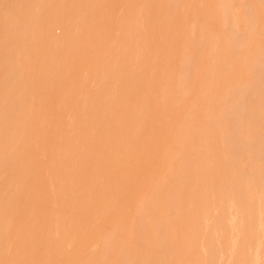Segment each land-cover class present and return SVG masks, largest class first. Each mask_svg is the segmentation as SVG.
<instances>
[{
	"label": "rangeland",
	"instance_id": "rangeland-1",
	"mask_svg": "<svg viewBox=\"0 0 264 264\" xmlns=\"http://www.w3.org/2000/svg\"><path fill=\"white\" fill-rule=\"evenodd\" d=\"M18 1L20 3L23 2L20 4ZM52 1L53 2H51V0H46L44 3V0H0V9L3 8L1 9L2 11L0 10V18L3 19H0V70L2 71V73L0 71V114L4 112V114L7 115L16 112L19 120H16L17 122L15 121V124L18 125L21 123V127L25 128H23L24 130L28 129L26 126L32 127L29 128V130H31L30 134L28 132L29 130L24 131L17 127V131H19V129L24 131L25 137L22 134V136L20 135V131L18 133L12 131L14 130L13 127V129L11 128V135L9 134L10 136L13 135V138L10 137L11 141L8 134L6 136L4 135L6 137L5 140L7 141V137L9 140V142L4 140V144H13L15 142L17 143V147L19 146V140L23 141L22 138L24 137L23 143L20 142L21 148H16L17 155H13L8 148V151L5 150L4 145L3 148H0V154H2L0 155V188L6 193L5 194L0 189V194H3V196L0 197V199H2L0 202L4 200L2 197L7 198V200H4V204L6 203L8 205H6V207L11 208H7V210L9 209V211L13 212L12 214L4 208V210H0V213L2 211L7 212L6 214L1 213L4 214V216L0 215V220L2 217L6 218L7 214H11V216L8 215L7 217L10 221L7 219L4 220L5 225L1 224L3 221L0 223V226L4 225L3 230L6 228L4 230L5 232L1 231V233H5L3 234L4 237L2 236L3 240L6 234L10 236L7 235L8 239L5 238L4 240L6 245H3V241V243L1 242L4 248L1 247L0 251L3 252L5 250V252L0 253V264H33L32 262H35V256L36 258L39 257V261H36L37 264H39V262L41 263V261L44 260L43 258H45L44 261L46 263L43 261L41 264H51L52 252H55L61 247H64L65 250L61 248V251L58 250L55 254L53 252V256L55 257V255L58 254L59 256L55 259L57 260L59 258L60 260V256L63 259V254V256L69 254L70 256H68L70 258H64L65 262L69 260V264H264V0ZM65 4L68 8H66ZM20 5H22V7ZM57 5L58 7H56ZM3 6L9 7L8 17L7 8ZM28 10L29 12H27ZM93 10L96 17L93 15ZM65 11L66 17L68 19L71 18L69 23L67 20H63ZM3 12L5 16L2 15ZM67 12L69 16L71 15L70 17ZM32 13L33 15H31ZM10 16L11 18H9ZM50 17L52 18L50 19ZM32 18H34V21ZM42 18H44L46 22ZM74 19L76 22L73 21ZM86 19L87 21H85ZM49 20L53 21L50 22ZM60 20L64 24L67 21L66 24L68 27L61 23L59 24ZM24 21L28 23L26 26L24 25ZM54 21L58 23V25L55 24ZM29 23L30 26H28ZM32 23L34 24L32 25ZM78 24L83 25L82 28H80L81 25L79 26ZM13 25H16V29H13ZM5 27L6 30H9L6 31ZM79 28L82 31H80ZM43 29L45 34L43 33ZM66 30L69 32L72 30L74 32L71 31L69 34ZM84 32H86V34ZM90 33L91 36L88 35V37H86L87 34ZM14 34H16L17 37ZM82 34L83 36H81ZM21 35L22 38L20 37ZM48 35L49 37H47ZM50 35L52 36L50 37ZM14 36L16 39L13 38ZM71 39L74 40L73 44ZM14 40L16 42H14ZM67 40L71 41L68 42ZM4 44L5 46L2 47ZM6 44L9 46H6ZM69 45H71V47ZM42 47L45 48L43 49ZM58 49L60 52L57 51ZM5 50H7V54ZM53 53L56 54L53 55ZM61 56H63L62 59ZM11 57L15 60L11 59ZM43 57L45 59L48 57V59L45 61ZM57 58H59L60 61ZM9 59L13 60L15 64L9 63L11 61ZM34 59L36 61H34ZM6 60L8 62H6ZM66 60L70 63H68L69 65L66 63ZM43 61L46 64H44ZM3 62L6 63L4 64ZM37 62H40V65H38ZM41 62H43V64H41ZM47 62L53 63L51 68L46 67L50 66ZM73 62L75 65L72 64ZM1 63L2 65L4 64L3 67ZM36 63L40 68L36 66ZM82 64L84 65L82 66ZM62 65L64 66L63 68ZM65 66L68 67L67 70ZM52 67L55 72L52 70ZM5 68H7V70ZM12 68L14 69L11 70ZM51 70L53 72H51ZM56 70H59V72ZM4 71H6V75L3 74ZM29 71L31 73H29ZM7 77L11 78L8 79ZM35 80L36 85L34 84ZM19 84L21 86H19ZM46 87L48 90L45 89ZM64 87L67 88L65 89L66 91H64ZM52 88L54 92H52ZM23 89L26 91L23 92ZM25 93H30L31 95L29 94L27 97ZM50 96L54 98L51 100L48 98ZM29 98L31 100H29ZM23 99H27L25 103ZM54 101L56 104H54ZM39 102L41 105L38 104ZM24 105L27 107L25 108ZM17 109L21 111V114ZM43 109L46 112H43ZM26 110L28 111L26 112ZM38 110L40 112L42 111L41 118L43 120L40 118L41 114L37 113ZM17 112L20 116L22 114L25 115L23 116L25 118H20ZM92 112L96 115L94 114V116ZM44 113L50 116V120H54L58 116L60 120H58V118L55 119L57 126H55L56 124L53 121L54 124H52V126H54L52 128L48 123L52 120L46 121L49 119H44L46 117ZM50 113L53 115L52 117ZM34 114L39 117L38 119L40 121L45 120L44 125L42 124L44 127L43 131H39V133H37V128L35 130V127H37L38 123V125L42 127V125H40L42 121H36V116ZM86 114L89 119L84 120V118L87 117ZM80 115L83 116L82 119L79 120V118H81L79 117ZM94 117L103 120L104 127H102L103 123L101 126L100 120ZM90 119L97 120V123H99L96 125L100 124L101 127L95 126L94 124L96 121L94 120L93 122V120L91 121ZM20 120L21 122H19ZM34 121H36L37 124H35ZM83 121H86L85 123L87 125ZM58 122H60V126H58ZM79 122H81L82 125L85 124L83 127L86 126L84 128L87 130H84ZM90 122H93V129H91ZM10 123L8 126L9 128L10 126H15V124L13 125L14 122L12 125ZM58 127L60 133L62 130L64 134L67 132L65 135L68 136H64V134L63 136L60 134L57 136L58 134L56 133L59 131L56 130L57 132L55 133V129H58ZM40 128L38 130H40ZM45 128L47 130L50 129L51 132L54 131L52 132L53 134L49 130L45 131L46 134H48L46 135L44 133ZM248 128L250 130H247ZM32 129L34 130L33 132L36 131L33 137L34 140H32V138L30 139ZM88 129L91 130L88 131ZM92 130H95L96 133ZM82 131H85L86 136L91 133L93 144L90 143L91 140H88L90 138L88 137L89 135L87 136L88 139L84 137L86 140L83 139L82 141V139H80V135L84 134ZM41 132L47 137H50L51 133L54 140L56 136H62L63 139H57L59 142L61 140L64 141V137L68 140L76 138L73 140V143L71 140L69 142H71L72 145L74 144L73 146H77V148L79 146L77 150H80L84 155L81 156L82 153L79 154L77 150L74 151L77 155L79 154L81 158L88 157L86 158V162L87 159H89L88 163L91 160L89 157L92 155L90 152L93 150V145H95V143L98 145L96 150H101L102 147V152L98 150V152L95 151L96 154L93 152V156L96 157L92 158L96 159V162H94L93 159L92 161L94 163H90V165L92 164L91 169L93 170L94 168L92 167L96 165L95 171H92L93 174L96 173V175H93L91 171H89L91 176L84 172L85 170H91L89 169L90 165L82 161L79 162L77 159V163H85V165L87 164L89 167L84 169L86 168L84 165V167H82V164L79 165V167H82L81 169H84L82 170L84 175L86 174L87 176L86 178L82 177L83 174H80L82 171H78L80 168L75 161L77 158L75 152L76 156L74 154L72 155L76 158L74 157L75 159L73 160L72 158V160L73 162L75 161L76 165H72L68 162L69 165L67 166L69 157L65 159L64 156H66L65 154L69 156L71 149L67 152V148H63V152H66H64V155L60 150H56L57 152L54 151L53 148L55 146L57 147L59 143L57 142L58 145H55L56 143H53L52 136L50 141L55 145L54 147H52V143L47 141L49 140L47 138V143L45 141L44 143L41 142L44 140ZM77 132L80 133L79 136H77ZM7 133H10V131ZM16 133L22 138L18 137L17 139ZM54 133L56 136H54ZM39 136L42 138L40 139ZM93 136H96L94 139L96 142L93 141ZM15 138L17 140H15ZM247 138L251 139H248L250 142ZM26 140L27 143L28 140H32L31 143L33 142V144L30 145H34L32 147L33 150L30 151L27 148L28 144L25 143ZM87 140L89 141L87 145H92V149L88 147L91 149V151L89 149L90 152H87L88 148H85L87 147V145H85ZM82 142H84L85 146L81 144V148L80 143ZM42 144L45 149L42 147ZM49 144L52 148L48 147ZM69 144L67 143L68 148H71L72 146L70 145V147ZM13 145L16 146L15 144ZM24 146L27 148V152L23 150ZM61 146L63 147V144ZM61 146L56 149H62ZM83 147L85 149H83ZM73 148L74 147H72V151ZM28 151H30L29 154ZM32 151L35 152L32 153ZM58 152H61V154ZM4 153L10 159H8V162L5 160L6 156L3 157L5 162L9 163V165H5L1 157L5 155ZM23 153L26 155L28 154L30 158H32L31 155H33V158L35 157L34 153L36 155L38 154L39 159H37V156L30 161H33V164L34 160L35 164L39 163L36 165L37 168L39 165L43 167L45 164L46 166V168L43 167V169L42 167L39 168V175L43 174L41 176L44 177H40L41 180H39V175L37 173V180H39V182L36 180L34 174V172L36 173L37 171L33 172L36 166L30 171L33 172L29 173L33 174L31 175L32 185L30 184V189L27 187L30 179L25 181V185L24 183L22 184V181H24L26 177L25 174L27 175L28 173V169L25 168L24 174L22 168H24L25 165H23L22 168L18 165L21 161L20 164H22L26 159V161L29 162L28 156L27 158L26 155L22 157ZM86 153H89L90 156H87ZM61 155H63V157ZM11 157L13 158L11 159ZM14 157H17V161L15 160L16 162L14 161L12 164L13 167L16 165L14 167L15 169H12L8 166L12 167L10 161L15 159ZM19 157L26 159H20L19 161ZM64 159L66 162H64ZM83 159V161H85V158ZM36 160H40V162ZM47 161L50 162L48 163ZM62 161L64 164H67H61L63 163ZM28 165L26 164L27 168ZM33 166L34 165H32L31 169ZM65 166H67V168L70 167L72 171L77 170V172H79V175L77 172V174L72 173L73 176L71 178H73L74 175H81L79 178L75 176L74 179H78L75 180L76 182L74 179L71 180L69 178L71 173H69V176L67 172L72 171L69 170V168H64ZM18 167L20 170H23V172L19 171V175H22L20 172L23 173L21 179L15 178L17 175L15 177L12 176L11 170H8H14V174L19 170H17ZM48 169L49 171L50 169L52 170L49 172ZM64 170L67 172H64ZM59 171H62V173L60 174ZM64 173H67L66 175L69 176V180L66 177L67 182H65V179H61V177L65 176ZM29 174L28 176H30ZM9 176H11L12 181L9 179ZM28 176L27 179L30 178ZM12 177L15 178L14 180H17V182H14ZM33 177L36 180L35 182L33 181ZM82 178L84 180H82ZM92 178L96 180L94 184L89 183L92 181ZM19 180L21 183H19ZM42 180H45L46 186H43L44 183ZM41 181L43 183L42 185H40ZM59 181L60 183L58 185ZM33 182L37 185L35 186ZM81 182L87 185V188L84 186V189H88V186L92 184L91 186L93 189L95 187L96 193L94 192L95 194H92L93 190L91 186L86 190L91 197L86 195L87 193L85 190L86 194L81 192L83 188ZM85 182L87 184H85ZM17 183H19V188L22 187L19 190L23 192L18 191V187L16 186ZM55 183L56 185H54ZM38 185L40 187H38ZM75 187L81 188L80 191ZM28 190H31L34 195L29 193L31 191ZM250 190H253V192L251 191L250 193ZM7 191L9 196H7ZM37 191H41V193L39 192V194ZM17 193L20 195H17ZM81 193H84L91 202ZM44 195H47V200L44 204L50 203L49 211L51 213L48 211V215L50 216L46 215L44 216L46 219L43 217L41 218L43 220H41L40 217H42L44 212L40 211V209L46 208V210L43 209L45 212L48 210V206L46 207L42 203L45 201L43 200L45 197ZM94 195L96 197H94ZM82 196L85 200L82 199ZM76 197L79 198V200H76ZM33 199L35 201L32 204ZM80 199H82V201L88 200L86 202L92 204L90 205V207H92L91 211L89 210L90 207L87 206L89 204L85 202V205L84 202V204L82 201L79 202ZM74 200L78 202L74 203ZM38 201H41V203ZM92 201L96 203L95 208L93 207L94 204ZM16 202L19 203L18 205L20 208L14 204ZM71 202L72 204H70ZM27 203L31 205L28 206ZM77 203L81 204L79 207L81 206L83 209L87 207L86 209L89 210L84 211L80 209L83 212L82 217H85L82 218L84 225L80 226H78L80 222H78L79 220L77 219L81 217H74L78 214H82L80 211L79 213L74 211V206H76ZM2 204L3 203H1L0 206H2ZM41 204L43 206L39 209ZM14 206H17L22 212L20 213L18 209V211H16ZM30 206L32 210L33 207L35 209V206L37 207L36 209L39 210V215L36 213V215L39 216L38 219H35L36 216H31L35 214L34 212L32 214V210L29 214V209H31ZM61 209L63 210L61 211ZM14 210L16 211L15 215ZM72 211L75 212L74 214L76 215L72 214ZM86 212H91L96 222H94L92 217L91 219L88 217L90 220L87 221L88 218L86 217L90 213L84 216ZM24 213L27 214L23 216ZM64 213L66 216H64ZM28 214L29 218L27 216ZM16 216L19 220L23 219V221H20L21 223L24 222L23 226L20 224L19 220L17 221L15 220L16 218H14L16 223L19 222V224L14 223L16 228L20 225L18 228L19 230L16 229L13 224L12 226L10 224L14 222L13 218H10ZM24 217H27V220L30 219L29 222H31L29 223L26 221ZM31 218L34 220H31ZM35 220L39 223L37 224L34 222ZM40 221L42 224H40ZM85 222H87L88 225ZM90 222L93 224H89ZM29 224L32 225L33 228H31V230H34V232L29 229L31 227ZM55 224L59 225L55 226ZM25 225L29 226L27 230H30L32 235L35 236L34 239L37 240L31 239V241L37 242L39 246H43L44 249L46 247L53 248L52 252L49 250L51 254L47 251L45 252L49 256H47L48 261L46 260V254L43 252L45 251L43 247H38L37 243H31L28 239L26 241L24 240L28 238V236L29 239L31 237L29 235L31 234L30 232L25 234L28 235L27 237L21 234L22 229L28 227H25ZM42 225L48 230L47 232ZM75 225L78 226V228ZM81 226L84 228H81ZM11 228L12 233L10 231ZM41 228H44V232L48 233L49 237H46L49 238L47 239L49 240L47 241L48 243H50V239L55 243L58 240V244L63 240V242L61 241V246L60 244L57 246V243L53 244L54 242L52 243L54 246L52 244H45L46 238H43L44 240L39 239L43 242L41 245L37 239V237L40 238V232L42 236L45 234ZM69 228L71 229L69 230ZM74 228L77 229V231L74 230ZM66 229L67 232H64ZM78 229L80 231H78ZM60 230L63 231L60 233ZM83 230L84 232H82ZM23 231L25 233L28 232L25 230ZM15 232L24 236V238L22 237L24 241L21 240L23 242L20 243L17 241V246L15 244L17 242L15 241L18 237H20L18 239L20 241L21 235H16L17 233L15 234ZM80 232L83 234L82 237ZM84 234L87 236H84ZM91 234H93V236ZM67 235L71 236L69 237ZM16 236H18L17 239ZM54 238L55 240H53ZM12 239L14 240L12 241ZM64 240L66 242V244H64L66 247L63 245V243H65ZM27 241L32 244L31 246L36 244L33 247L34 250L28 245L29 243H27ZM80 241L83 247L79 244ZM22 244H27L29 247L27 249L30 251L32 248L31 252H27L29 255L32 254L34 256L31 255L32 259L34 258L33 261L30 257H26L23 251V255L22 252H20L21 247L19 248L18 246ZM51 245L53 247H51ZM77 245H80L79 249ZM36 247L38 249L40 248L39 250L43 249V254L40 251L39 253ZM25 248H23L24 251L27 250H25ZM14 249H19V252L17 251L16 254L17 256L15 255L16 251ZM35 250H37V254H34ZM63 251L64 253H62ZM27 252L26 255H28ZM59 252L62 254L60 255ZM65 252L67 254H65ZM71 255L76 258L73 257V260H71ZM8 257L10 258V262H8ZM1 259L4 260L1 261ZM52 262L55 263L54 261ZM61 263H63V261ZM67 263L68 262H66V264Z\"/></svg>",
	"mask_w": 264,
	"mask_h": 264
},
{
	"label": "bare ground",
	"instance_id": "bare-ground-1",
	"mask_svg": "<svg viewBox=\"0 0 264 264\" xmlns=\"http://www.w3.org/2000/svg\"><path fill=\"white\" fill-rule=\"evenodd\" d=\"M29 1H30V0H29ZM31 1H32V0H31ZM38 1H39V0H38ZM45 1H46V0H44V3H45ZM49 1H50V0H49ZM59 1H60V0H59ZM59 1H58V2H59ZM63 1H64V0H63ZM18 2H19V1H18ZM22 2H23V1H22ZM22 2H21V3H22ZM51 2H53V1L51 0ZM54 2H55V1H54ZM69 2H70V1H69ZM69 2H68V3H69ZM16 3H17V2H16ZM19 3H20V2H19ZM21 3H20V4H21ZM32 3H33V2H32ZM38 3H39V2H38ZM47 3H48V2H47ZM29 4H31V3H29ZM59 4H60V2H59ZM1 5H2V4H1ZM25 5H26V4H25ZM16 6H17V4H16ZM20 6L22 7V5H20ZM47 6H48V5H47ZM54 6H55V5H54ZM63 6H64V5H63ZM63 6H62V7H63ZM65 6H66V8H68V6H67L66 4H65ZM3 7H5V6H3ZM21 7H20V8H21ZM56 7H58V5H57ZM59 7H60V6H59ZM5 8H7V7H5ZM5 8H4V9H5ZM8 8H9V7H8ZM8 8H7V13H8V11H9ZM29 8H33V7H29ZM1 9H3V8H1ZM1 9H0V10H1ZM15 9H16V8H15ZM18 9H19V8H18ZM56 9H57V8H56ZM71 9H73V8H71ZM71 9H70V10H71ZM5 10H6V9H5ZM13 10H14V9H13ZM30 10H31V9H30ZM62 10H63V9H62ZM67 10H68V9H67ZM67 10H66V11H67ZM74 10H75V8H74ZM74 10H72V11H74ZM1 11H2V10H1ZM10 11H11V10H10ZM20 11H21V10H20ZM53 11H54V10H53ZM66 11H65V17H64L63 20H64V21L67 20L68 23H69L71 18L68 19V18L66 17V16H67V15H66ZM4 12H5V11H4ZM4 12L2 13L3 16H5V14H6V12H5V14H4ZM27 12H29V10H28ZM57 12H58V11H57ZM30 13H31V11H30ZM55 13H56V12H55ZM60 13H61V11H60ZM60 13H59V14H60ZM67 13H68V12H67ZM72 13H73V12H72ZM79 13H80V12H79ZM81 13H82V12H81ZM86 13H88V12H86ZM90 13H91V12H90ZM94 13H95V12H94V10H93V15H94ZM20 14H21V13H20ZM20 14H19V16H20ZM27 14H28V13H27ZM45 14H46V13H45ZM51 14H52V12H51ZM77 14H78V13H77ZM8 15H9V13L7 14V17H8ZM25 15H26V14H25ZM28 15H29V14H28ZM31 15H33V13H32ZM53 15H54V14H53ZM55 15H57V14H55ZM63 15H64V13H63ZM91 15H92V14H91ZM11 16H12V15H11ZM11 16H10L9 18H11ZM13 16H15V15H13ZM17 16H18V15H17ZM21 16H22V15H21ZM23 16H24V15H23ZM26 16H27V15H26ZM35 16H36V15H35ZM44 16H45V15H44ZM49 16H50V15H49ZM57 16H58V15H57ZM68 16H69V13H68ZM70 16H71V15H70ZM70 16H69V17H70ZM76 16H77V15H76ZM81 16H82V14H81ZM87 16H88V14H87ZM94 16L96 17V14H95ZM61 17H62V15H61ZM79 17H80V16H79ZM90 17H91V16H90ZM90 17H88V18H90ZM2 18H3V17H2ZM25 18H26V17H25ZM38 18H39V17H38ZM51 18H52V17H50V19H51ZM56 18H57V17H56ZM56 18H54V19H56ZM65 18H67V19H65ZM74 18H75V16H74ZM85 18H86V16H85ZM85 18H84V19H85ZM0 19H1V18H0ZM17 19H18V18H17ZM19 19H20V18H19ZM32 19H33V21H34V18H32ZM42 19L44 20V18H42ZM54 19H53V20H54ZM58 19H59V18H58ZM72 19H73V18H72ZM80 19H81V18H80ZM80 19H79V20H80ZM90 19H91V18H90ZM1 20H3V19H1ZM23 20H25V19H23ZM30 20H31V18H30ZM47 20H48V18H47ZM53 20H49V21L51 22V21H53ZM56 20H57V19H56ZM61 20H62V19H61ZM61 20H60L59 24L61 23L62 25L67 26V24H66L67 21H66L65 24H64V23H62L63 20H62V21H61ZM79 20H78V21H79ZM82 20H83V19H82ZM13 21H14V18H13ZM17 21H19V20H17ZM28 21H29V20H28ZM33 21H32V22H33ZM39 21H40V20H39ZM44 21L46 22V20H44ZM73 21H75V19H74ZM85 21H87V19H86ZM10 22H11V20H10ZM14 22H15V21H14ZM19 22H20V21H19ZM25 22H26V21H24V23H25ZM37 22H38V21H37ZM54 22H55V21H54ZM54 22H53V24H54ZM75 22H76V21H75ZM75 22H73V23H75ZM79 22H80V21H79ZM79 22H78V23H79ZM2 23H3V21H2ZM21 23H22V22H21ZM40 23H42V22H40ZM10 24H11V23H10ZM26 24H28V23H25L24 25L26 26ZM33 24H34V23H32V25H33ZM48 24H50V23H48ZM55 24L58 25V23H56V22H55ZM4 25H5V24H4ZM21 25H23V24H21ZM21 25H20V26H21ZM36 25H37V24H36ZM36 25H35V26H36ZM46 25H47V24H46ZM70 25H71V24H70ZM78 25H79V24H78ZM80 25H81V24H80ZM80 25H79V26H80ZM15 26H16V25H13V27H14L13 29H16ZM17 26H18V24H17ZM28 26H30V23H29ZM42 26H43V25H42ZM54 26H55V25H54ZM73 26H74V25H73ZM75 26H76V25H75ZM82 26H83V25H81L80 28H82ZM10 27L12 28L11 25H10ZM39 27H40V26H39ZM45 27H46V26H45ZM51 27H52V26H51ZM63 27H64V26H63ZM67 27H68V26H67ZM69 27H71V26H69ZM8 28H9V25H8ZM20 28H22V27H20ZM29 28H30V27H29ZM31 28H32V27H31ZM33 28H34V26H33ZM36 28H37V27H36ZM61 28H62V27H61ZM75 28H76V27H75ZM80 28H79V30H80ZM86 28H87V27H86ZM9 29H10V28H9ZM9 29L6 30V27H5V30H6V31H8ZM17 29H18V28H17ZM22 29H23V28H22ZM26 29H28V28H26ZM63 29H64V28H63ZM65 29H67V28H65ZM71 29H72V27H71ZM83 29H85V28H83ZM47 30H48V29H47ZM47 30H46V31H47ZM72 30H74V29H72ZM72 30H71V31H72ZM86 30H88V29H86ZM10 31H11V30H10ZM29 31H30V30H29ZM35 31H36V30H35ZM46 31H45V32H46ZM64 31H65V30H64ZM66 31H67L69 34H70V32H71V31L69 32L68 30H66ZM80 31H82V30H80ZM93 31H94V30H93ZM11 32H13V31H11ZM11 32H10V33H11ZM14 32H15V31H14ZM26 32H27V31H26ZM72 32H74V31H72ZM76 32H77V31H76ZM78 32H79V31H78ZM87 32H89V31H87ZM95 32H96V31H95ZM6 33H8V32H6ZM15 33H16V32H15ZM43 33H44V29H43ZM49 33H50V32H49ZM49 33H48V34H49ZM51 33H52V31H51ZM84 33L86 34V32H84ZM16 34H17V33H16ZM16 34H14V35H16ZM33 34H34V33H33ZM37 34H38V32H37ZM44 34H45V33H44ZM52 34H53V33H52ZM94 34H96V33H94ZM18 35H20V34H18ZM53 35H54V34H53ZM88 35L91 36V33H90V34H87L86 37H88ZM7 36H8V35H7ZM9 36H10V35H9ZM11 36H12V34H11ZM51 36H52V35H50V37H51ZM73 36H74V35H73ZM81 36H83V34H82ZM90 36H89V37H90ZM95 36H96V35H95ZM16 37H17V35H16ZM16 37L14 36L13 38L16 39ZM20 37L22 38V35H21ZM47 37H49V35H48ZM70 37H71V36H70ZM76 37H77V36H76ZM76 37H75V38H76ZM37 38H38V36H37ZM72 38H73V37H72ZM79 38H80V37H79ZM82 38H84V37H82ZM19 39H20V38H19ZM49 39H50V38H49ZM55 39H56V38H55ZM89 39H90V38H89ZM39 40H40V39H39ZM41 40H42V39H41ZM57 40H58V39H57ZM71 40H72V39H71ZM71 40H67V41L69 42V41H71ZM77 40H78V39H77ZM77 40H76V41H77ZM83 40H84V39H83ZM83 40H82V41H83ZM92 40H93V39H92ZM11 41H12V40H11ZM43 41H44V39H43ZM43 41H42V42H43ZM46 41H47V40H46ZM52 41H53V40H52ZM54 41H55V40H54ZM73 41H74V40H72V44H73ZM14 42H16V41L14 40ZM48 42H50V41H48ZM55 42H56V41H55ZM83 42H84V41H83ZM83 42H82V43H83ZM87 42H88V41H87ZM90 42H91V41H90ZM51 43H53V42H51ZM60 43H62V42H60ZM60 43H59V44H60ZM94 43H95V42H94ZM46 44H47V43H46ZM46 44H44V45H46ZM56 44H57V43H56ZM67 44H68V43H67ZM77 44H78V43H77ZM77 44H76V45H77ZM80 44H81V43H80ZM95 44H96V43H95ZM95 44H94V45H95ZM7 45H8V44H6V46H7ZM61 45H62V44H61ZM78 45H79V44H78ZM82 45H83V44H82ZM4 46H5V44H4L2 47H4ZM8 46H9V45H8ZM55 46H56V45H55ZM69 46L71 47V45H69ZM72 46H73V45H72ZM90 46H91V45H90ZM85 47H86V45H85ZM95 47H96V46H95ZM5 48H6V47H5ZM12 48H13V47H12ZM42 48H43V47H42ZM44 48H45V47H44ZM44 48H43V49H44ZM76 48H77V47H76ZM79 48H80V47H79ZM81 48H82V47H81ZM8 49H9V48H8ZM50 49H51V48H50ZM53 49H54V48H53ZM60 49H61V48H60ZM90 49H91V48H90ZM94 49H95V48H94ZM9 50H10V49H9ZM40 50H41V49H40ZM88 50H89V49H88ZM88 50H87V52H88ZM1 51H3V50H1ZM6 51H7V50H5V53H6ZM57 51L60 52L59 49H58ZM68 51H69V50H68ZM95 51H96V50H95ZM253 51H254V48H253ZM46 52H47V51H46ZM69 52H70V51H69ZM73 52H74V51H73ZM82 52H83V51H82ZM5 53H4V54H5ZM57 53H58V52H57ZM62 53H63V52H62ZM74 53H76V52H74ZM85 53H86V51H85ZM85 53H84V54H85ZM6 54H7V53H6ZM44 54H45V53H44ZM51 54H52V53H51ZM54 54H56V53H53V55H54ZM59 54H60V53H59ZM63 54H64V53H63ZM46 55H47V54H46ZM75 55H77V54H75ZM1 56H2V55H1ZM48 56H50V55H48ZM63 56H64V55H63ZM63 56H61V59L63 58ZM80 56H81V54H80ZM85 56H86V55H85ZM4 57H5V55H4ZM4 57H3V58H4ZM12 57H13V55H12ZM12 57H11V59H14V58H12ZM64 57H65V56H64ZM71 57H73V56H71ZM74 57H75V56H74ZM41 58H42V57H41ZM43 58H44V57H43ZM50 58H51V57H50ZM59 58H60V57H59ZM59 58H57V59L60 61ZM67 58H68V57H67ZM77 58H80V57H77ZM7 59H8V58H7ZM11 59H9V60H11ZM44 59H45V58H44ZM47 59H48V57H46L45 61H46ZM69 59H70V58H69ZM3 60H4V59H3ZM14 60H15V59H14ZM22 60H23V59H22ZM37 60H38V59H37ZM67 60H68V59H67ZM67 60H66V61H67ZM34 61H36V60L34 59ZM55 61H56V59H55ZM55 61H54V63H55ZM76 61H78V60H76ZM6 62H8V61L6 60ZM6 62H5V63H6ZM14 62H15V61H14ZM23 62H24V61H23ZM43 62H44V61H43ZM43 62H41V64H43ZM70 62H71V60H70ZM3 63H4V62H3ZM5 63H4V64H5ZM9 63L12 64V63H13V60H11ZM29 63H30V62H29ZM32 63H33V61H32ZM34 63H35V62H34ZM37 63H38V65H40V62H37ZM37 63H36V66H38ZM47 63H48V62H47ZM59 63H61V62H59ZM62 63H63V61H62ZM66 63L68 64L69 62L67 61ZM66 63H65V64H66ZM75 63H76V62H75ZM4 64H3V65H4ZM13 64H15V63H13ZM19 64H20V63H19ZM19 64H18V65H19ZM25 64H26V63H25ZM44 64H46V63L44 62ZM48 64H49L50 66H46V65H45V66L51 68V65H53V63L51 64L50 62H49ZM65 64H63V65H65ZM69 64H70V63H69ZM69 64H68V65H69ZM72 64H74V62H73ZM3 65H2V63H1V66H2V67H3ZM20 65H21V64H20ZM26 65H27V64H26ZM63 65H62V68L64 67ZM74 65H75V64H74ZM83 65H84V64H82V66H83ZM6 66H7V65H6ZM9 66H10V65H9ZM33 66H34V65H33ZM45 66H44V67H45ZM66 66H67V65H66ZM66 66H65V67H66ZM10 67H11V66H10ZM31 67H32V66H31ZM38 67H39V66H38ZM41 67H42V66H41ZM59 67H60V66H59ZM80 67H81V66H80ZM8 68H9V67H8ZM25 68H26V67H25ZM39 68H40V67H39ZM55 68H56V67H55ZM62 68H60V69H62ZM69 68H70V66H69ZM1 69H2V68H1ZM5 69L7 70V68H5ZM13 69H14V68H12L11 70H13ZM15 69H16V68H15ZM35 69H36V68H35ZM42 69H43V68H42ZM67 69H68V67H66V70H67ZM71 69H72V68H71ZM16 70H17V69H16ZM16 70H15V71H16ZM24 70H25V69H24ZM28 70H29V68H28ZM28 70H27V73H28ZM39 70H41V69H39ZM52 70L54 71L53 67H52ZM52 70H51V72H53ZM66 70H64V71H66ZM77 70H78V69H77ZM0 71H1V70H0ZM15 71H14V72H15ZM31 71H32V70H31ZM35 71H36V70H35ZM35 71H33V72H35ZM43 71H44V70H43ZM56 71H57V70H56ZM5 72H6V71H4L3 74H5ZM33 72H32V74H33ZM45 72H47V71H45ZM45 72H44V73H45ZM51 72H50V73H51ZM54 72H55V71H54ZM57 72H59V70H58ZM1 73H2V71H1ZM29 73H31V72L29 71ZM60 73H61V71H60ZM3 74H2V75H3ZM13 74H14V73H13ZM37 74H38V72H37ZM233 74H234V73H233ZM2 75H1V76H2ZM5 75H6V74H5ZM10 75H12V74H10ZM15 75H16V74H15ZM15 75H14V77H15ZM35 75H36V74H35ZM38 75H39V74H38ZM3 76H4V75H3ZM49 76H50V75H49ZM53 76H54V75H53ZM53 76H52V77H53ZM41 77H42V75H41ZM43 77H44V76H43ZM52 77H51V78H52ZM3 78H4V77H3ZM7 78H8V77H7ZM10 78H11V77H10ZM10 78H8V79H10ZM12 78H13V77H12ZM53 78H54V77H53ZM13 79H14V78H13ZM36 79H37V77H36ZM46 79H47V78H46ZM49 79H50V78H49ZM57 79H58V78H57ZM42 80H43V78H42ZM56 81H59V80H56ZM59 82H60V81H59ZM38 83H39V82H38ZM40 83H41V82H40ZM60 83H62V82H60ZM60 83H59V84H60ZM24 84H25V83H24ZM34 84L36 85V80H35V83H34ZM50 84H51V83H50ZM56 84H57V83H56ZM70 84H73V83H70ZM70 84H69V86H70ZM46 85H48V84H46ZM62 85H63V84H62ZM64 85H65V84H64ZM19 86H21V85L19 84ZM24 86H25V85H24ZM24 86H23V87H24ZM37 86H38V85H37ZM67 86H68V85H67ZM26 87H27V86H26ZM31 87H33V86H31ZM31 87H30V88H31ZM35 87H36V86H35ZM33 89H34V88H33ZM35 89H37V88H35ZM38 89H40V88H38ZM45 89H47V87H46ZM52 89H53V88H52ZM52 89H51V90H52ZM59 89H60V88H59ZM65 89H67V88L64 87V91H66ZM27 90H29V89H27ZM31 90H32V89H31ZM47 90H48V89H47ZM49 90H50V88H49ZM24 91H26V90L23 89V92H24ZM29 91H30V90H29ZM32 91H34V90H32ZM30 92H31V91H30ZM40 92H41V91H40ZM52 92H54V89H53ZM52 92H51V93H52ZM56 92H57V90H56ZM34 93H35V92H34ZM47 93H49V92H47ZM23 94H24V93H23ZM23 94H22V96H23ZM29 94H30V93H29ZM29 94H28V93H27V94L25 93V95H27V97L29 96ZM44 94H45V93H44ZM30 95H31V94H30ZM37 95H38V94H37ZM46 95H47V94H46ZM49 95H50V94H49ZM40 96H41V95H40ZM52 96H54V95H52ZM52 96H50V97H48V98L52 100V99L55 97V96H54L53 98H51ZM58 96H59V95H58ZM60 96H61V95H60ZM27 97H26V98H27ZM34 97H35V96H34ZM34 97H33V98H34ZM42 97H43V93H42ZM56 97H57V96H56ZM23 98H25V97H23ZM30 98H31V96H30ZM30 98H29V100L32 99V98H31V99H30ZM35 98H36V97H35ZM27 99H28V98H27ZM27 99H26V100H27ZM37 99H38V97H37ZM23 100H24V99H23ZM26 100H24V103H25ZM51 100H50V102H51ZM42 101H43V99H42ZM44 101H45V100H44ZM55 101H56V100H55ZM55 101H54V104H56ZM57 101H58V99H57ZM29 102H30V101H29ZM29 102H28V103H29ZM22 103H23V102H22ZM28 103H27V104H28ZM45 103H46V101H45ZM38 104H40V102H39ZM38 104H37V107H38ZM43 104H44V103H43ZM18 105H19V104H18ZM25 105H26V104H25ZM25 105H24V106H25ZM40 105H41V104H40ZM24 106H23V107H24ZM34 106H35V103H34ZM50 106H52V105H50ZM50 106H48V107H50ZM26 107H27V106H25V108H26ZM32 107H33V106H32ZM42 107H43V105H42ZM44 107H45V106H44ZM52 107H53V106H52ZM54 107H55V106H54ZM17 110H18V109H17ZM18 111H19V110H18ZM23 111H24V110H23ZM27 111H28V110H26V112H27ZM53 111H54V110H53ZM8 112H9V111H8ZM41 112H42V111H41ZM41 112L38 110L37 113H38V114H39V113L41 114ZM43 112H46V111H44V109H43ZM51 112H52V111H51ZM57 112H58V111H57ZM85 112H86V111H85ZM17 113H18V112H17ZM19 113L21 114V111H19ZM19 113H18V114H19ZM23 113H25V112H23ZM53 113H54V112H53ZM53 113H52V114H53ZM60 113H61V112H60ZM60 113H59V114H60ZM6 114H7V113H6ZM20 114H19V117H20V118H22V119L25 118V117H23V116H25V115L22 114V115L20 116ZM26 114H27V113H26ZM35 114H36V112H35ZM35 114H34V115H35ZM44 114H45V113H44ZM92 114H93V112H92ZM92 114H91V115H92ZM94 114H95V113H94ZM94 114H93V115H94ZM34 115H33V116H34ZM45 115H46V114H45ZM50 115H51V113H50ZM60 115H61V114H60ZM77 115H78V113H77ZM77 115H76V116H77ZM95 115H96V114H95ZM95 115H94V116H95ZM35 116H36V115H35ZM48 116H49V115H46V117H45V118L43 117V118H44L45 120H46V119H49V120H46V121H51L52 119L50 120V116H49V117H48ZM52 116H53V115H51V117H52ZM61 116H62V115H61ZM82 116H83V115H82ZM82 116H81V115L79 116V117H81V118H79V120L82 119ZM86 116H87V117L84 116L85 118L83 117L84 120H85V119H89L87 114H86ZM89 116H90V115H89ZM41 117H42V114L40 115V118H41ZM62 117H63V116H62ZM90 117H91V116H90ZM36 118H37V119H36ZM38 118H39V117L36 116V117H35V120H36V121H40ZM56 118H58V116H57ZM56 118H55V119H56ZM92 118H93V116H92ZM94 118H95V117H94ZM0 119H1V121H0V148H1V147L3 148V145H4V146H5V150H7V148H8V150H9L13 155H15V154H16V148H17V149H18V148H21V147H20V142L23 143V141H24V137H25V133H24V131H27V130H29V128H32V127H27V126L25 125L26 128H28V129H27V130H24L25 128L23 127V128H24V129H23V128L21 127V123H19V122H21L22 119L18 122V123H19L18 125L15 124V123L17 122L16 120H19L18 115L16 114V112H14V113L12 112V113H9V114H7V115H5L4 112H3V114H0ZM41 119H42V118H41ZM55 119L52 120L51 122L54 121L55 124H56ZM95 119L100 120V118L98 119V117L95 118ZM95 119H92L93 122H94ZM138 119H139V118H138ZM42 120H43V119H42ZM42 120H41V121H42ZM45 120H44V121H45ZM58 120H60V119L58 118ZM61 120H62V119H61ZM90 120H91V119H90ZM92 120H91V121H92ZM97 120H95L96 122H95L94 125H95V126H99V127H101V126H102V123H103V120H100V124H101V126H100V124H99V125H96V124L99 123V122L97 123ZM3 121H5V122H3ZM15 121H16V122H15ZM36 121H34L35 124H37ZM41 121H40V122H41ZM44 121H42L43 123L41 122L40 125H42V124L44 125ZM75 121H76V120H75ZM10 122H11V123H10ZM13 122H14V123H13ZM51 122H48V123H49V125H51V127L53 128L54 125L52 126V124H54V122H53V123H51ZM83 122L85 123L86 121H83ZM87 122H88V121H87ZM93 122H90V123H91V129L94 128V127H92V125H93L92 123H93ZM6 123H8V124H6ZM9 123H10L11 125H12V123H13V125L15 124L16 128H15V126H10V128H9V127H8V126H9ZM45 123H46V122H45ZM59 123H60V122H58V126H60ZM79 123L81 124V122H79ZM79 123H78V124H79ZM88 123H89V122H88ZM5 124H6V125H5ZM35 124H34V127H35ZM38 124H39V123H38ZM38 124H37V127H35V130H36V128H37V133H39V131H43V128H44L43 125H42V127H41V126H39ZM61 124H62V123H61ZM78 124H77V125H78ZM80 124H79V125H80ZM85 124H86V123H85ZM85 124H83V125H85ZM19 125H20V126H19ZM29 125H30V124H29ZM83 125L81 124V127H82L84 130H87L86 128H84V127H86V126L83 127ZM86 125H87V124H86ZM38 126H39V127H38ZM46 126H47V125H46ZM55 126H57V124H56ZM63 126H64V125H63ZM63 126H62V127H63ZM75 126H76V125H75ZM7 127H8V128H7ZM12 127L14 128V130H12V131H14V132L16 131L17 133L20 131V132H21L20 135H21V134L24 135V137L22 138V137H21L22 135H21V136H18L19 134L17 135V133H16L17 136H16V135H15V136H16L17 139H18V137H19V138L21 137V138L23 139V141H20V140H19V146H18V147H17V145H16L17 143H15L14 140H13V142H14L13 144H15L16 146H14L12 143H10V144H9V143H7V144L5 143V144H4V142L6 141V140H5V138H6L5 136H6L7 134H8V137H9L10 141H11V138H13V137H12L13 135L10 136V135H11V132H12V131H11V128H12ZM17 127H19L20 129H22V130H24V131H22V130H20V129H19V131H17V130H18ZM40 127H41V128H40ZM87 127H88V126H87ZM89 127H90V126H89ZM102 127H104V123H103V126H102ZM247 127H248V126H247ZM13 128H12V129H13ZM39 128H40V130H38ZM55 128H56V127H55ZM55 128H54V129H55ZM60 128H61V127H60ZM79 128H80V126H79ZM95 128H96V127H95ZM16 129H17V130H16ZM41 129H42V130H41ZM48 129H49V128H48ZM61 129H62V128H61ZM63 129H64V127H63ZM91 129H88V131L91 130ZM49 130H50V129H49ZM49 130H47V129L45 128V129H44V133L46 134L45 131H49ZM56 130H58L59 132H57ZM64 130H65V129H64ZM81 130H82V129H81ZM95 130H96V129H95ZM95 130H92V131L94 132ZM247 130H250V129L248 128ZM9 131H10V133H7V132H9ZM30 131H31V130L28 131L29 134L31 133ZM33 131H34V130L32 129L31 137L29 136L30 139L32 138V140H34L33 137H34L35 134H36V131H35V132H33ZM78 131H79V129H78ZM88 131H87V132H88ZM22 132H23V133H22ZM50 132H51V130H50ZM52 132H54V131H52ZM52 132H51V133H52ZM56 132H57V133H56ZM80 132H81V131H80ZM82 132H83L84 134H83V135L81 134L82 136L80 135V139H82V141H83V139H85L84 137H86V139H88V137H90L88 140H89V141L91 140L90 143H92L91 133L89 132L90 134H88L89 136L87 135V136H88V137H87V136L85 135V134H86L85 131H82ZM93 132H92V134H93ZM26 133H27V132H26ZM34 133H35V134H34ZM44 133L41 132L42 137H43V139H44V140L42 139L43 141H41V142L44 143V141H45V142L47 143V141H49L50 143H52V141H54L53 143H56L55 145H58V143H59V145H58L57 147H59V146H61V145L63 144V147L61 146L62 149H61V148L56 149L57 147L52 143V144H53L52 147L55 146V147L53 148L54 151H56V150L59 151V150H60V151H62V153H63V155H64V152H65V151L63 152V148H64V149L67 148V152H69V149H71V150H70V153H69V156H67L68 154H65L66 156H64L65 159H67L66 157H69L67 163L70 162L72 165H76L77 161L79 160V162L82 161V162H85V163H87L88 165H90L91 162H92V163L96 162V159H94L96 156H93V152H95V151L98 150V149L96 150V148L98 147V145H96V143H95L96 146L93 145V146H94V147H93V150H94V148H95V150H94V151L92 150V152H90L91 149H92V145H91V144H90V146L87 145V144H89V141L87 140L88 143H87V142L85 143V145H87V147H85V148H88V147L91 148V149L88 148V151H87V152H90V154H92L91 157H89V158H91V160H90V162L88 163V160H89V159H87V162H86V158H88V157H83V158H85V161H83L84 159L81 158V156L84 155V154H83L82 152H80V150H79V151L77 150V149L79 148V146H78V148H77V146H73L74 144L72 145L73 140H75L76 138L73 139V140H71L72 138L70 139V140L72 141V143L69 142L70 140L66 139V137H64V141H63V140H61L60 142L57 141L58 138L63 139L62 136H63V134H64V133L62 132V130H61V133H60L59 127H58V129H55V133L58 134L57 136H59V134L62 135V136H61V137H57L56 134L54 133V136H56V137H55V140H54V137H53V135H52L53 133H52V134L50 133V137H49V136H48V137L45 136ZM47 133H49V132H47ZM66 133H67V132H66ZM66 133H65V134H66ZM95 133H96V131H95ZM248 133H249V132H248ZM9 134H10V135H9ZM29 134H26V135H29ZM33 134H34V135H33ZM41 134H40V136H41ZM65 134H64V136H68V135H65ZM77 134H78L77 136H79L80 133L77 132ZM246 134H247V133H246ZM4 135H5V136H4ZM43 135H44V136H43ZM46 135H48V134H46ZM94 135H95V134H94ZM40 136H39V137H40ZM51 136H52V138H53L52 141H50V140H51V139H50ZM8 137H7V141H6V142H9ZM10 137H11V138H10ZM42 137H40V139H41ZM44 137H45V138H44ZM74 137H75V136H74ZM82 137H83V138H82ZM93 137H94V136H93ZM16 138H15V140H17ZM46 138L49 139V140L46 141ZM67 138H68V137H67ZM78 138H79V137H78ZM95 138H96V136L93 138V141L96 142V140H94ZM26 139H27V138H26ZM36 139H37V138H36ZM65 139H66V140H65ZM86 139H85V140H86ZM99 139H100V138H99ZM245 139H246V136H245ZM248 139H249V138H247V140H248ZM2 140H3V141H2ZM4 140H5V141H4ZM32 140H31V141H32ZM58 140H59V139H58ZM67 140H68V142H67ZM249 140H251V139H249ZM249 140H248V141H249ZM31 141L28 140V143H27V140L25 141V143L28 144V147H27V146H26V147H27L30 151L33 150L32 147L34 146V145H33V146L30 145V144H33V142L31 143ZM36 141H37V140H36ZM55 141H56V142H55ZM80 141H81V140H80ZM38 142H39V141H38ZM49 142H48V143H49ZM57 142H58V143H57ZM64 142H65V144H64ZM84 142H85V141H84ZM84 142L80 143V147H81V148H82L81 144L84 145ZM249 142H250V141H249ZM249 142H247V143H249ZM34 143H35V141H34ZM67 143H68V144L71 143V144H69V146L71 145L72 147H74V148H73V151H72V147H71V146H70L71 148H68ZM78 143H79V142H78ZM26 144H24V145H26ZM35 144H36V143H35ZM40 144H41V143H40ZM40 144H39V145H40ZM92 144H93V143H92ZM6 145H7V147H6ZM9 145H10V146H9ZM29 145H30V146H29ZM64 145H65V146H64ZM85 145H84V146H85ZM22 147H23V145H22ZM30 147H31V149H30ZM35 147H36V145H35ZM40 147H41V146H40ZM42 147H43V144H42ZM48 147H50V144H49ZM52 147H50V148H52ZM27 148H25V146H24V149H23V150H24L25 152H27V151H26ZM38 148H39V146H38ZM38 148H37V149H38ZM43 148H44V147H43ZM46 148H47V146H46ZM75 148H76V149H75ZM85 148L83 147V149H85ZM41 149H42V148H41ZM44 149H45V148H44ZM44 149H43V150H44ZM53 149H52V151H53ZM89 149H90V151H89ZM8 150H7V151H8ZM35 150H36V148H35ZM47 150H48V149H47ZM74 150H75V151L77 150V153L79 152V154L82 153L81 156L78 154V155H79V158H78L77 153H76ZM86 150H87V149H86ZM30 151H28V154L30 153ZM57 151H56V152H57ZM98 151H101V152H102V147H101V150L99 149ZM98 151H97V152H98ZM1 152L3 153V150H2V149H1ZM4 152H5V151H4ZM17 152H18V150H17ZM33 152H35V151H32V153H33ZM37 152H38V151H37ZM40 152H41V150H40ZM40 152H39V153H40ZM48 152H49V151H48ZM72 152H73V153H72ZM74 152L76 153L77 156L75 155ZM83 152H84V151H83ZM52 153H53V152H52ZM58 153L61 154V152H58ZM65 153H66V152H65ZM247 153H248V152H247ZM4 154H5V153H4ZM28 154L26 155L25 153H23V154H22V157H25V155H26V158H27ZM59 154H58V155H59ZM70 154H71V155L74 154L77 158H76L74 155L71 156ZM86 154H87V156H90L89 153H86ZM95 154H96V152H95ZM248 154H249V153H248ZM0 155H2V154H0ZM16 155H17V154H16ZM23 155H24V156H23ZM30 155H31V154H30ZM34 155H35V157L38 156L37 159H39V155H38V154L36 155V154L34 153ZM51 155H52V154H51ZM54 155H55V154H54ZM63 155H61V156L63 157ZM5 156H6V154L3 155V156H1L3 160H4L3 157H5ZM31 156H32V158H33V155H31ZM70 156H71V158H70ZM244 156H245V155H244ZM22 157H21V158L19 157V161H20V159H22V160L26 159V158H22ZM28 157H29V158H28V161H29V162H27V161H26L27 159H26V160H25L26 162L23 161V163L20 164V163L22 162V161H21V162L18 164L19 166H21L20 168H22V166L25 165V167L22 168V169L24 170V172H23L22 169L20 170L19 167H18L17 170H18V169H19V170L16 171V172L14 173L15 175L13 174V171H14V170H12V169H15L14 167H15L16 165L13 167L12 164L14 163L15 160L17 161V157H14L15 159H13V160L10 161V162H11L10 165H12V167H10V166H8V167H9V168H12V169H8V170H11V172H12V176L15 177V176L17 175V177H15V178H17V179H21L23 173L25 174V168L28 169V170H27L28 173L26 172L27 175L25 174L26 177H25V180L22 181V184L24 183V185H25V184H26L25 181L30 179L29 185H28V183H27L28 186L26 185V186L28 187V189H30V188H29V187H31L30 184L32 185V182H31V175H33V174H29V173H33L34 171H37L36 173L34 172L35 177H36V180H37V177H38L39 172H40V171H39V168L42 167V166L39 165V167L37 168L36 165H38L39 163L35 164V160H34V164H33V161H30L32 158H30V156H28ZM35 157H34V158H35ZM74 157H75L76 159H75ZM92 157H94V158H92ZM6 158H7V159H6ZM6 158H5V160L8 161L9 157L6 156ZM12 158H13V157H11V159H12ZM34 158H33V159H34ZM72 158H73V160L75 159V161L78 159V160L76 161V163H75V161L73 162ZM0 159H1V158H0ZM65 159H64V162H66ZM93 159H94V160H93ZM3 160H2V161H3ZM5 160H4V162H5ZM9 160H10V159H9ZM59 160H60V159H59ZM62 160H63V159H62ZM69 160H70V161H69ZM92 160H93L94 162H93ZM16 161H15V162H16ZM19 161H18V162H19ZM36 161H37V160H36ZM8 162H9V161H8ZM30 162L32 163V165H34L32 169H31L32 165H31ZM37 162H40V160L37 161ZM47 162H48V161H47ZM47 162H46V164H47ZM49 162H50V161H49ZM49 162H48V163H49ZM57 162H58V161H57ZM62 162H63V161H62ZM64 162L61 163V164H64ZM79 162L77 163V166H78V167H79L80 164H82V167H84V166L86 167V168H84V169H87V168H89V167H90L89 169H91L92 164L88 167L87 164L85 165V163H79ZM25 163H26L27 165L29 164L30 166L28 165V168H27ZM42 163H43V162H42ZM67 163H65V164H67ZM74 163H75V164H74ZM1 164H2V163H1ZM4 164H5V165H7V164L9 165V163H7V162H5ZM4 164H3V165H4ZM40 164H41V163H40ZM57 164H58V163H57ZM57 164H56V165H57ZM65 164H64V165H65ZM71 164H70V166H71ZM3 165H2V166H3ZM47 165H48V164H47ZM64 165H63V166H64ZM68 165H69V163L67 164V166H68ZM83 165H84V166H83ZM35 166H36V169H37V170L34 169ZM59 166H60V164H59ZM67 166H65L64 168H67ZM93 166H94V165H93ZM95 166H96V165H95ZM95 166L92 167V168H94V170H93V169H91V170H87L88 172L85 170L84 172H86L87 174H89V175L91 176V174H90L89 171H91V172L93 171V172H94L95 169H96ZM43 167L46 168L45 164H44ZM43 167H42V169H43ZM48 167H50V166H48ZM82 167H79L80 169L78 168V169H79L78 171H82V170H84V169H81ZM6 168H7V167H6ZM29 168H30V169H29ZM54 168H55V167H54ZM54 168H53V169H54ZM60 168H61V167H60ZM68 168H69V170H71L70 167H68ZM68 168H67V169H68ZM73 168H74V167H73ZM33 169H34V170H33ZM55 169H56V168H55ZM32 170H33V172H30V171H32ZM45 170H46V169H45ZM51 170H52V169H50V171H51ZM61 170H62V169H61ZM19 171H22V172H23V173L20 172V174H22V175H19ZM48 171H49V169H48ZM50 171H49V172H50ZM71 171H72V170H71ZM74 171H75V170H73L72 172H69V171L67 172V171L64 170V172H67L68 174H67V173H64L65 176H63V177L60 176L61 179H62V180L65 179V182H67V181H66V177H67L68 180H69V178H70L71 180H73V179L75 178V176H77V175H74V177L71 178V177L73 176L72 173L75 174V173L77 172V170H76L75 172H74ZM42 172H44V171H42ZM42 172H41V173H42ZM59 172H60V171H59ZM59 172H58V173H59ZM84 172L82 171L80 174H81V175L83 174L82 177H83V178H86L87 176H86V174L84 175ZM93 172H92V174H93ZM9 173H10V172H9ZM17 173H18V174H17ZM37 173H38V175H37ZM61 173H62V171L60 172V174H61ZM69 173H71V174H70L71 176L69 175ZM77 173H78V175H79V172H77ZM77 173H76V174H77ZM28 174H29L30 176H28ZM64 174H63V175H64ZM66 174L69 175L70 177L67 176ZM8 175H10V174H8ZM41 175H43V174H40V175H39V178H38L39 180H41V178L43 177V176H41ZM81 175H80V176H81ZM93 175H96V173L93 174ZM27 176L30 177V178L27 179ZM57 176H58V175H57ZM80 176H77V177L79 178ZM84 176H85V177H84ZM9 177H10L9 179H11V176H9ZM19 177H20V178H19ZM23 177H24V176H23ZM40 177H41V178H40ZM58 177H59V176H58ZM68 177H69V178H68ZM94 177H95V176H94ZM12 178H13V177H12ZM15 178H13V181H14V182H15V181L17 182V180H14ZM33 178H34V177H33ZM43 178H44V177H43ZM83 178H82V180H84ZM89 178H90V177H89ZM95 178H96V177H95ZM9 179H8V180H9ZM80 179H81V178H80ZM36 180H35V178H34L33 181L35 182ZM39 180H37V181L39 182ZM75 180H78V179H74V181H75ZM90 180H91V179H90ZM90 180H88V181H90ZM93 180H94V181H93ZM9 181H10V180H9ZM11 181H12V179H11ZM42 181H43V180H42ZM42 181L40 182V185H42V184L44 183V184H43V186H44V185H45V182H44L45 180L43 181V183H42ZM57 181H58V180H57ZM27 182H28V181H27ZM34 182H33V183H34ZM38 182H36V183H38ZM54 182H55V181H54ZM54 182H53V183H54ZM75 182H76V181H75ZM86 182H87V180H86ZM86 182H85V184H87ZM94 182H96V180H95L94 178H92V181L89 182V183L94 184ZM6 183H7V182H6ZM11 183H12V182H11ZM19 183H21L20 180H19ZM19 183H17V185H16L17 187H18ZM59 183H60V181L58 182V185H59ZM72 183H73V182H72ZM72 183H71V184H72ZM77 183H78V182H77ZM15 184H16V183H15ZM15 184H13V185H15ZM63 184H64V183H63ZM66 184H67V183H66ZM71 184H70V185H71ZM74 184H75V183H74ZM81 184L83 185V186L81 185L83 188H82L81 186H79V187L82 188V189L80 188V189L82 190L81 192H84V193H85V191L88 190V189L90 188V186L92 185V184L89 185V186H88V189H84V186L87 188V185H84V183H82V182H81ZM7 185H8V183H7ZM7 185H6V186H7ZM9 185H10V183H9ZM34 185L36 186L37 184L34 183ZM54 185H56V183H55ZM77 185H78V184H77ZM77 185H76V186H77ZM10 186H11V185H10ZM45 186H46V185H45ZM64 186H65V185H64ZM67 186H68V185H67ZM1 187H2V186H1ZM3 187H4V186H3ZM20 187H21V186H20ZM38 187H40V186L38 185ZM59 187H60V186H59ZM93 187H94V186H93ZM4 188H6V187H4ZM21 188H22V187H21ZM21 188L18 187V191H19V192L22 191V190H19V189H21ZM42 188H43V187H42ZM75 188H77V189L80 191V189H79L78 187H75ZM91 188H92V186H91ZM0 189H1V188H0ZM12 189H13V188H12ZM12 189H11V190H12ZM15 189H16V188H15ZM32 189H33V186H32ZM32 189H31V190H32ZM35 189H36V187H35ZM35 189H34V191H35ZM43 189H44V188H43ZM47 189H48V188H47ZM65 189H66V188H65ZM70 189H71V187H70ZM249 189H250V188H249ZM1 190H2V192H4L3 189H1ZM31 190H28V191H31ZM84 190H85V191H84ZM90 190H91V189H90ZM92 190H93V191H92ZM92 190H91V191H92V194H93V193L96 191L95 187H94V189L92 188ZM12 191H13V190H12ZM32 191H33V190H32ZM32 191L29 192V193H32ZM43 191H44V190H43ZM64 191H65V190H64ZM75 191H76V190H75ZM247 191H248V190H247ZM251 191L253 192V190H250L249 192L251 193ZM14 192H15V190H14ZM22 192H23V191H22ZM24 192H25V191H24ZM39 192L41 193V191H37V193H39ZM89 192H90V191H89ZM4 193H5V192H4ZM7 193H8V191H7ZM40 193H39V194H40ZM66 193H67V192H66ZM79 193H80V192H79ZM84 193H81V194L83 195ZM86 193H87V194H86ZM86 193H85V194H86L87 196H90V197H91V195L88 193V191H86ZM95 193H96V192H95ZM95 193H94V194H95ZM1 194H2V193H1ZM1 194H0V197L3 196V194H2V195H1ZM5 194H6V193H5ZM32 194L34 195V193H32ZM45 194H46V193H45ZM50 194H51V193H50ZM73 194H74V193H73ZM76 194H77V193H76ZM85 194H84V197H87ZM17 195H20V194L17 193ZM17 195H16V196H17ZM69 195H70V193H69ZM249 195H250V194H249ZM7 196H9V193L7 194ZM16 196H15V198H16ZM30 196L32 197L31 194H30ZM30 196H29V198H30ZM44 196H45V197H44ZM44 196H42V197H44L43 200H45V201L42 202V203H43L44 206H46V207L48 206V207H47L48 210L45 212L46 208H42L43 205L41 204V207H39V209L42 208V210L40 209V211H43V212L45 213V215H44V213H43V215H42V217H40V219L43 218V217L46 216V215H47V216H50V215H48L49 212H50V211H49V209H50V207H49V206H50V203L47 201L49 205H48L47 203L44 204V203L46 202V200H47V195H44ZM92 196H93V195H92ZM23 197H24V196H23ZM62 197H63V196H62ZM66 197H67V196H66ZM70 197H71V195H70ZM77 197H79V196H77ZM77 197H76V200H79V198H77ZM82 197H83V196H82ZM84 197L82 198L83 200H85ZM94 197H96V196L94 195ZM94 197H92V198H94ZM2 198H3L4 200H7V198H4V197H2ZM21 198H22V197H21ZM21 198H20V199H21ZM26 198H27V197H26ZM26 198H25V199H26ZM35 198H36V197H35ZM37 198H38V194H37ZM37 198H36V199H37ZM48 198H49V197H48ZM67 198H68V197H67ZM9 199H10V198H9ZM22 199H23V198H22ZM40 199H41V196H40ZM50 199H51V198H50ZM73 199H74V198H73ZM73 199H72V200H73ZM82 199H80L79 202H81ZM87 199H88V197H87ZM95 199H96V198H95ZM4 200H3V202H0V205H1V203H3L2 206H0V207H2V208H0V210H2L3 208H4L5 210H7V208L11 209L10 207H6L7 204H6V203L4 204ZM26 200H27V199H26ZM41 200H42V199H41ZM65 200H66V199H65ZM88 200H89V199H88ZM88 200H86V201H88ZM0 201H2V199H0ZM15 201H16V200H15ZM27 201H28V200H27ZM27 201H26V202H27ZM29 201H30V200H29ZM34 201H35V200L33 199L32 204L34 203ZM86 201H82V203H83V202L85 203ZM89 201L91 202V200H89ZM30 202H31V201H30ZM38 202H39V201H38ZM50 202H51V201H50ZM69 202H70V201H69ZM76 202H78V201H75V200H74V203H76ZM90 202H89V203H90ZM92 202H93V201H92ZM11 203L13 204L12 200H11ZM21 203H22V202H21ZM24 203H25V201H24ZM39 203H41V201H40ZM66 203H67V202H66ZM84 203H83V204H84ZM86 203H88V202H86ZM86 203H85V205H86ZM89 203H88V204H89ZM106 203H107V202H106ZM12 204H10V205H12ZM14 204L17 205V206H19V205H18L19 203H17V202L14 203ZM27 204H28V203H27ZM70 204H72V202H71ZM77 204H78V203H77ZM77 204H76V206H74L75 209H76L77 207H79V205H81L80 203H79L78 205H77ZM93 204H94L93 207L95 208V207H96V205H95L96 203L93 202ZM4 205H5V206H4ZM20 205H21V204H20ZM29 205H31V204H28V206H29ZM34 205H35V204H34ZM36 205H37V204H36ZM90 205H92V204H89V205H87V206L90 207ZM7 206H8V205H7ZM17 206H16V207L14 206V208L16 209V211L20 210V209H19L20 206H19V208H17ZM23 206H24V205H23ZM32 206H33V205H32ZM37 206H38V205H37ZM64 206H65V205H64ZM70 206H71V205H70ZM82 206H83V205H82ZM11 207H12V206H11ZM21 207H22V205H21ZM25 207H26V206H25ZM30 207H31V206H30ZM85 207H86V206H85ZM89 207H88V209H89ZM12 208H13V207H12ZM36 208H37L36 206H35V209H34V207H33V210H36V211H38V212L33 211V210H32V207H31V209H29V210H30V211H29V214L31 213V210H32V214H33V212H34L35 214H33V215H31V216H36L35 219H36V218L38 219L39 216H37L36 213L38 214V213H39V210H37ZM58 208H61V207H58ZM86 208H87V207H86ZM86 208L83 209V207L81 208V206H80V207L77 208L76 210L74 209V211H75L76 213H79V211H80V213H81L82 210H84V211H85V210H86V211H89V210H90V211H91V208H92V207H90L89 210H87ZM94 208H93V209H94ZM230 208H231V207H230ZM4 209H3V210H4ZM9 209H8L7 211H9ZM17 209H18V210H17ZM21 209H22V208H21ZM43 209H45V210H43ZM66 209H67V208H66ZM80 209H82V210H80ZM217 209H218V208H217ZM26 210H27V209H26ZM57 210H58V209H57ZM62 210H63V209H61V211H62ZM68 210H69V209H68ZM68 210H67V211H68ZM77 210H78V211H77ZM94 210H96V209H94ZM14 211H15V210H14ZM16 211L14 212V215H15ZM23 211H24V210H23ZM48 211H49V212H48ZM51 211H52V210H51ZM161 211H162V210H161ZM9 212H11V213L13 214L12 211H9ZM9 212H8V213H9ZM21 212H22V210H20V213H21ZM57 212H58V211H57ZM75 212L72 211V214H74ZM93 212H95V211H93ZM1 213H5V214H6L7 212H3V211H2ZM1 213H0V215H1V216H4V214H1ZM27 213H28V211H27ZM27 213H26V214H27ZM46 213H47V214H46ZM50 213H51V212H50ZM89 213H90V214H89ZM89 213H87V212L84 213V214H85L84 216H86V214H89V215L92 214L91 212H89ZM26 214L24 213L23 216H25ZM29 214L27 215L28 218H29ZM61 214H62V213H61ZM8 215L11 216V214L9 213V214H7L6 218L4 217L5 219L2 217L3 220L1 219V220H0V223H1V221H3V222H2L1 224H4V222H5L4 220L7 219ZM38 215H39V214H38ZM74 215H76V214H74ZM79 215H81V216H79ZM82 215H83V212H82V214H78L77 216H74V217H77V218H78V217H81V218H78V219L76 218L77 220H79L78 222H80V223H78V226H80V225H84V224H83V219H82V218H85V217H82ZM89 215H88L86 218L90 217V219H91V217H92L93 215H91V216H89ZM94 215H95V214H94ZM1 216H0V217H1ZM23 216H20V217H23ZM61 216H62V215H61ZM64 216H66L65 213H64ZM12 218H13V221H14V222H13V223L11 222L10 224H11V226H12V224H13V226L15 227V226H16V225L14 224V223H16L15 220L18 221L19 218L16 216V217H11L10 219H12ZM14 218H16V219L14 220ZM17 218H18V219H17ZM24 218H25L26 221L29 222L30 219L27 220V217H24ZM44 218L46 219V217H44ZM47 218H48V217H47ZM59 218H60V217H59ZM63 218H65V217H63ZM92 218H93V217H92ZM90 219L88 218L87 221H89ZM7 220H9V219H7ZM21 220L23 221V219H20L19 222H20ZM31 220H34V219L31 218ZM41 220H43V219H41ZM47 220H48V219H47ZM49 220H51V219H49ZM73 220H74V219H73ZM81 220H82V224H81ZM84 220H85V219H84ZM93 220H94V218H93ZM95 220H96V219H95ZM95 220H94V222H96ZM9 221H10V220H9ZM37 221H38V220H37ZM19 222L16 223V224H19ZM30 222H31V221H30ZM30 222H29V223H30ZM34 222H36V220H35ZM45 222H46V221H45ZM45 222H44V223H45ZM70 222H71V221H70ZM70 222H69V223H70ZM73 222H74V221H73ZM76 222H77V221H76ZM76 222H75V223H76ZM6 223H7V222H6ZM36 223L38 224L39 222H36ZM47 223H48V222H47ZM63 223H64V222H63ZM67 223H68V221H67ZM85 223L88 225L87 222H85ZM261 223H262V221H261ZM20 224H22V225L24 226V222H22V223L20 222ZM26 224H27V223H26ZM40 224H42L41 221H40ZM52 224H53V223H52ZM52 224H51V225H52ZM86 224H85V225H86ZM89 224H91V222H90ZM92 224H93V223H92ZM92 224H91V225H92ZM228 224H229V223H228ZM4 225H5V224H4ZM4 225H1L2 227L0 226V236H1V239H0V240H1V241H0V249H1V247H3V245H6L5 242H4V240H5V238H7V235H8V234H6V235H5V238H4V240H3V237H4L3 234H5V233H4V232H5L4 230L6 229V228H5V229L3 230V228H4L3 226H4ZM7 225H8V224H7ZM22 225H21V226H22ZM33 225H36V224H33ZM44 225H45V224H44ZM46 225H47V224H46ZM48 225H50V224H48ZM56 225H57V224H55V226H56ZM58 225H59V224H58ZM58 225H57V226H58ZM63 225H64V224H63ZM63 225H62V226H63ZM72 225H73V224H72ZM76 225H77V223H76ZM76 225H75V226H76ZM11 226H10V227H11ZM26 226H28V225H25V227H26ZM29 226H31V227L29 228ZM29 226L26 227L25 229H22V233H21V234L25 235V234L29 233L30 230H31V228H33L32 225L29 224ZM40 226H41V225H40ZM42 226H43V225H42ZM78 226H76V227L78 228ZM5 227H6V226H5ZM19 227H20V225H19ZM19 227H18V228H19ZM43 227H44V226H43ZM47 227H48V226H47ZM60 227H61V226H60ZM67 227H68V226H67ZM67 227H66V228H67ZM82 227H83V226H81V228H82ZM12 228H13V227H12ZM12 228H11V230H10L11 233H12ZM15 228H16V227H15ZM18 228H16V229H18ZM28 228L30 229L29 231L27 230ZM44 228H45V227H44ZM44 228H41V229H43V233H45V234H43L44 236H42L41 232L39 231L40 234H39V233H38V234L40 235V238L37 237L38 235L36 236L38 240H39V239H40V240H44L43 238H46V237L48 236V233H46L48 230L45 228V229H46V232H44ZM48 228H50V227H48ZM53 228H54V227H53ZM83 228H84V227H83ZM86 228H87V226H86ZM262 228H263V226H262ZM1 229H2V230H1ZM7 229H8V227H7ZM13 229H14V228H13ZM37 229H38V227H37ZM37 229H35V230H37ZM58 229H59V228H58ZM61 229H62V228H61ZM70 229H71V228H69V230H70ZM87 229H88V228H87ZM89 229H90V228H89ZM93 229H94V228H93ZM8 230H9V229H8ZM18 230H19V229H18ZM23 230L28 231V232L25 233ZM39 230H40V228H39ZM50 230H51V229H50ZM74 230L77 231V229H75V228H74ZM1 231H4V232L1 233ZM14 231H15V229H14ZM16 231H17V230H16ZM31 231L34 232V230H31ZM37 231H38V230H37ZM41 231H42V230H41ZM51 231H52V230H51ZM61 231H63V230H60V233H61ZM78 231H80V230L78 229ZM85 231H86V230H85ZM256 231H257V230H256ZM8 232H9V231H8ZM8 232H7V233H8ZM20 232H21V231H20ZM23 232H24V233H23ZM49 232H50V231H49ZM64 232H67V229H66V231H64ZM68 232H69V231H68ZM71 232H72V230H71ZM71 232H69V233H71ZM74 232H75V231H74ZM82 232H84V230H83ZM87 232H88V231H87ZM94 232H95V231H94ZM9 233H10V232H9ZM11 233H10V235H11ZM16 233H17V232H15V234H16ZM30 233H31V232H30ZM35 233H36V231H35ZM35 233H34V234H35ZM75 233H76V232H75ZM85 233H86V232H85ZM91 233H92V232H91ZM13 234H14V233H13ZM13 234H12V235H13ZM18 234H20V233H17L16 235H18ZM21 234H20V235H21ZM52 234H53V233H52ZM80 234H81V232H80ZM20 235H19V236H20ZM23 235H21V239H20V241L18 240L20 237L16 236V239H17V237H18V239H17L15 242L18 241V242L20 243V242H23L24 240L26 241L27 239H28V241H29V240L31 241V239H32V240H36V239H34L35 236H33L32 233L29 234V235L31 236L30 239H29V236H28V235H25V237L28 236V238H26V239L23 240V239H22V237L24 238ZM35 235H36V234H35ZM78 235H79V234H78ZM82 235H83V234H81V237H82ZM85 235H86V234H84V236H85ZM88 235H89V233H88ZM91 235L93 236V234H91ZM95 235H96V234H95ZM2 236H3V237H2ZM8 236H9V235H8ZM53 236H54V235H53ZM53 236H52V237H53ZM67 236L70 237L71 235H67ZM76 236H77V235H76ZM79 236H80V235H79ZM79 236H78V238H79ZM86 236H87V235H86ZM9 237H10V236H9ZM41 237H42V239H41ZM48 237H49V236H48ZM64 237H65V236H64ZM64 237H63V238H64ZM73 237H74V236H73ZM65 238H66V237H65ZM67 238H68V237H67ZM87 238H88V237H87ZM7 239H8V238H7ZM47 239H49V238H46V240H45V244L47 243L48 245H50V244H52V243L54 242V241H52V240L50 239V243H48L47 241H49V240H47ZM58 239H59V238H58ZM68 239H69V238H68ZM68 239H67V242H68ZM76 239H77V238H76ZM13 240H14V239H12V241H13ZM21 240H23V241H21ZM40 240H39L38 242H40L41 245H42L43 242H41ZM53 240H55V238H54ZM85 240H86V239H85ZM85 240H84V241H85ZM2 241L4 242L3 245L1 244ZM28 241H27V243H29L28 245L31 246L32 244H30V242H28ZM36 241H37V240H36ZM61 241L63 242V240H61ZM61 241H60V242H61ZM3 242H2V243H3ZM8 242H9V240H8ZM8 242H7V243H8ZM10 242H11V241H10ZM18 242L15 243L16 246L18 245ZM33 242H34V241H31V243H33ZM57 242H58V240H57ZM57 242H56V243H57ZM60 242H59V244H60V246H61L62 242H61V243H60ZM64 242H65V240H64ZM34 243H37V242H34ZM56 243L54 242L53 244H56ZM80 243H81V241L79 242V244H80ZM83 243H84V242H83ZM37 244H38V243H37ZM53 244H52V245H53ZM57 244H58V243H57ZM59 244H58L57 246H59ZM64 244H66V242L63 243V245H64ZM69 244H70V243H69ZM1 245H2V246H1ZM24 245H25V246H24ZM24 245L22 244L21 246H20V245L18 246L19 248L21 247V249H20L21 251H20V252L23 251V252H24V255H25L26 257H30V258L32 259V256H33V255L31 254V255H32V256H31V255L28 254V252L30 251V250L27 249V248H29L28 245H27V244H24ZM35 245H36V244H33V246H31V247L33 248ZM52 245H51V247L54 246V245H53V246H52ZM80 245L82 246V244H80ZM80 245H77L78 249H79ZM22 246H24V247H22ZM26 246H27V247H26ZM55 246H56V245H55ZM64 246L66 247V245H64ZM69 246H70V245H69ZM25 247H26V248H25ZM38 247H43V246H39V244H38ZM67 247H68V245H67ZM77 247H76V248H77ZM82 247H83V246H82ZM3 248H4V247H3ZM5 248H6V247H5ZM13 248H14V247H13ZM15 248H16V247H15ZM23 248H25V250H26V249H27V250L24 251ZM32 248H31V251H32ZM36 248H37V247H36ZM46 248H47L48 250H47ZM46 248L44 249V247H43V249H44L45 251H43V249L39 250L40 248H39V249L37 248V249H38V252L40 251V252L42 253V251H43L44 254H46V253H45L46 251L49 252V253H50V251L52 252V249H53V248H52V249H51V248H48V247H46ZM61 248H63V249L65 250L64 247H61ZM61 248L58 249V250L61 251ZM80 249H81V248H80ZM82 249H83V248H82ZM11 250H12V248H11ZM11 250H10V252H11ZM14 250L16 251V253L14 252L15 255H16V254H17V251L19 252V249H18V250H17V249H14ZM33 250H34V248H33ZM49 250H50V251H49ZM58 250H56L55 252H58ZM7 251H8V250H7ZM27 251H28V252H27ZM31 251H30V252H31ZM36 251H37V250H35V252L33 251L34 254L36 253ZM67 251H68V250H67ZM74 251H75V250H74ZM79 251H80V250H79ZM79 251H78V253H79ZM81 251H84V250H81ZM1 252H2V251H0V253H1ZM3 252H5V250H4ZM3 252H2V253H3ZM23 252H22V255H23ZM26 252H27L28 255H26ZM40 252H39V253H40ZM53 252H54V251H53ZM53 252H52V255H51V256H52V259L50 260L51 257L49 258L51 264H60L62 261H63V263H61V264H64V263L66 264V262H68L67 264L70 263L69 260H67V261L65 262V259H67V257L70 256L69 254H68L69 256H68V255L63 256V255H64V254H63V255H62L63 259H62L61 256H60V260H59V258L56 260L55 258H57V256H59V255L56 253L57 255H55V257H54V256H53ZM55 252H54V254H55ZM68 252H69V251H68ZM75 252H76V251H75ZM8 253H9V252H8ZM59 253H60V255H61L62 253H64V251H63L62 253H61V252H59ZM72 253H74V252H72ZM72 253H71V254H72ZM36 254H37V253H36ZM42 254H43V253H42ZM50 254H51V253H50ZM65 254H67V253L65 252ZM74 254H75V253H74ZM7 255H8V254H7ZM7 255H6V256H7ZM22 255H21V253H20V256H21V257H22ZM2 256H3V255H2ZM16 256H17V255H16ZM18 256H19V253H18ZM38 256H40V255H38ZM47 256H48V255L46 254V260L48 261ZM71 256H72V255H71ZM77 256H78V255H77ZM82 256H83V255H82ZM258 256H259V255H258ZM21 257H20V258H21ZM33 257H34V256H33ZM48 257H49V256H48ZM53 257H54V258H53ZM73 257L76 258L75 256H72V259H71V260H73ZM8 258H9V257H8ZM17 258H18V257H17ZM17 258H16V259H17ZM38 258H39V257L36 258V256H35V262H36V261H39ZM64 258H65V259H64ZM69 258H70V257H69ZM79 258H80V257H79ZM84 258H85V257H84ZM16 259H15V260H16ZM33 259H34V258H33ZM33 259H32V261H33ZM36 259H37V260H36ZM43 259L45 260V258H43ZM3 260H4V259H3ZM3 260L1 259V261H3ZM15 260H14V261H15ZM25 260H26V258H25ZM29 260H30V259H29ZM40 260H41V259H40ZM44 260H42L41 263H43ZM75 260H76V259H75ZM52 261H54L55 263H53ZM59 261H60V263H59ZM76 261H77V260H76ZM84 261H85V260H84ZM8 262H10V258H9V261H8ZM11 262H12V261H11ZM17 262H18V261H17ZM20 262H22V261H20ZM35 262L33 261L32 263L34 264ZM44 262H45V261H44ZM56 262H58V263H56ZM77 262H78V261H77ZM82 262H83V261H82ZM29 263H30V262H29ZM41 263L39 262V264H41ZM45 263H46V262H45ZM3 264H4V263H3ZM21 264H22V263H21ZM35 264H37V262H36ZM48 264H49V263H48ZM73 264H74V263H73ZM75 264H77V263H75Z\"/></svg>",
	"mask_w": 264,
	"mask_h": 264
}]
</instances>
